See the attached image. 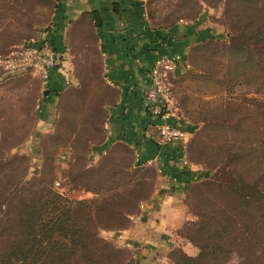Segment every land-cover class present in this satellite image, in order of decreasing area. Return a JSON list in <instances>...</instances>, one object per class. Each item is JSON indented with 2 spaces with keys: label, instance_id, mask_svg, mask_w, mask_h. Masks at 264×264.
<instances>
[{
  "label": "rangeland",
  "instance_id": "1",
  "mask_svg": "<svg viewBox=\"0 0 264 264\" xmlns=\"http://www.w3.org/2000/svg\"><path fill=\"white\" fill-rule=\"evenodd\" d=\"M49 10L48 0H0V54L27 39L36 25L44 24ZM143 11L154 28L205 15L209 25L219 32V38L212 37L189 48V67L181 75L174 98L178 113L195 126L190 137H197L185 148V158L201 171L202 177L187 190V220L178 229L188 252L175 247L159 263L173 264L174 253L197 252L184 235L192 234L202 217L205 222L210 220L213 209L218 213L211 201L216 189L200 182L211 180L228 185L236 173L249 180L259 173L256 162L264 156L260 144L264 136L259 135L263 133L264 109L258 107V101L264 98V72L249 66L253 64L252 54L262 48L246 41L240 49L249 55L241 56L230 49L234 45L229 42L230 27L236 23L231 12L225 10L224 0H143ZM75 67L76 74L83 76L56 93L54 111L42 125L37 124L36 104L42 93L39 80L29 75L0 80V221L8 215L16 196L26 195L23 190L27 184H31L29 189L37 187L36 180L61 191L70 200L90 199L105 189L118 193L122 190L120 184L126 181L142 182V188L135 184L129 188L135 196L146 197L151 192L153 168L136 164L125 144L115 142L98 150L103 143L102 104L110 91L96 77L98 65L93 53L82 55ZM204 117L220 124L225 120V127L207 131L201 121ZM236 126L240 131L233 129ZM56 180L60 190L54 186ZM14 187L19 193L12 196L9 192ZM124 199L129 213L120 226L98 229V236L110 244L119 264L126 252L114 246L109 232L126 227L129 216L141 203L131 195Z\"/></svg>",
  "mask_w": 264,
  "mask_h": 264
},
{
  "label": "crops",
  "instance_id": "2",
  "mask_svg": "<svg viewBox=\"0 0 264 264\" xmlns=\"http://www.w3.org/2000/svg\"><path fill=\"white\" fill-rule=\"evenodd\" d=\"M48 1L47 20L36 25L27 39L45 31L44 38L56 51L58 63L44 82L30 74H16L29 75L40 82L37 124L47 123L54 111L56 93L82 75L76 74L75 63L82 55L93 53L98 65L96 77L110 91L102 104L103 143L98 150L123 143L136 164L149 165L155 173L150 194L129 216L128 225L109 232L114 246L126 252L121 264H159L175 247L188 252L178 229L187 220V190L202 177L201 171L185 158V146L195 126L174 112L170 121L185 132V139L158 143L157 121L147 113L143 95L157 54L178 57L170 75L175 79L189 67V48L200 41L219 38V32L209 25L205 15L154 28L143 11V0ZM9 76L13 75L0 73V80Z\"/></svg>",
  "mask_w": 264,
  "mask_h": 264
},
{
  "label": "trees",
  "instance_id": "3",
  "mask_svg": "<svg viewBox=\"0 0 264 264\" xmlns=\"http://www.w3.org/2000/svg\"><path fill=\"white\" fill-rule=\"evenodd\" d=\"M224 6L236 23L230 27L229 42L234 44L230 49L246 56L249 54L240 49V44H259L262 50L252 54L249 68L264 72V0H224ZM181 75L173 79L174 98ZM258 107L264 109V98L258 101ZM201 121L207 131L224 128L226 123H215L207 117ZM261 128L263 133L259 135L264 136V126ZM233 129L240 131L237 126ZM196 137H190L185 148ZM260 144L264 148V137ZM256 165L259 173L251 180L236 173L228 185L200 182L216 189L211 201L218 213L213 209L210 220L205 222L202 217L193 233L184 235L197 252L188 255L178 251L173 264H264V156ZM35 184V189L27 184L23 190L26 195L16 196L8 215L0 221V264H119L110 244L98 236V229L120 226L129 213L124 199L127 195L139 202L148 197L130 193L131 186L142 188V182L126 181L120 184L118 193L105 189L96 197L80 200L62 196L41 180ZM18 193L15 187L9 192L12 196Z\"/></svg>",
  "mask_w": 264,
  "mask_h": 264
},
{
  "label": "built area",
  "instance_id": "4",
  "mask_svg": "<svg viewBox=\"0 0 264 264\" xmlns=\"http://www.w3.org/2000/svg\"><path fill=\"white\" fill-rule=\"evenodd\" d=\"M45 31L36 37L26 39L0 54V73L4 75L30 74L41 81L48 79L49 73L58 63L56 51L44 38ZM178 57L157 54L149 68V84L144 91L146 111L155 119L157 142L166 143L172 139H185V132L170 121V115L177 112L173 96L171 72ZM56 189H61L59 181H54ZM61 194V191H59Z\"/></svg>",
  "mask_w": 264,
  "mask_h": 264
}]
</instances>
